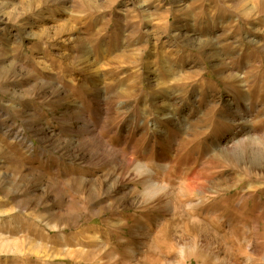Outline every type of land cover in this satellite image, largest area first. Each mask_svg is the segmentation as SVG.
Listing matches in <instances>:
<instances>
[{"label":"rangeland","instance_id":"1","mask_svg":"<svg viewBox=\"0 0 264 264\" xmlns=\"http://www.w3.org/2000/svg\"><path fill=\"white\" fill-rule=\"evenodd\" d=\"M178 263L264 264V0H0V264Z\"/></svg>","mask_w":264,"mask_h":264},{"label":"bare ground","instance_id":"2","mask_svg":"<svg viewBox=\"0 0 264 264\" xmlns=\"http://www.w3.org/2000/svg\"><path fill=\"white\" fill-rule=\"evenodd\" d=\"M88 54V53H87ZM93 65V64H92ZM89 69V68H88ZM91 70V69H90ZM93 71V70H92ZM93 73V72H92ZM84 126V125H83ZM85 127L86 130L88 131H93L94 130V124L90 121H86L85 122ZM86 131V133H87ZM100 150L106 151L107 150L104 148V146H98ZM95 150V149H94ZM92 151V150H90ZM102 151V152H103ZM93 152V151H92ZM89 153V152H88ZM96 153V152H95ZM98 153V152H97ZM90 154V153H89ZM106 154V153H105ZM110 157L109 159H107L108 161L110 160L111 163L115 164L117 167H121L124 166V163H126L124 161V159H118V156L116 154H113L112 152L109 153ZM92 155V153H91ZM99 156H102V158L106 157L103 156L102 153L99 154ZM94 157V156H93ZM97 157V156H96ZM121 161V162H120ZM134 173H132V179H135L138 183L142 184L145 193L147 194V196L149 197H154L156 196L161 190H162V185L159 184V182L157 181V179L154 178V176H152L150 174L149 171H147L143 166L141 165H134ZM131 172V171H130ZM129 173V172H128ZM182 255V253H181ZM183 256V255H182ZM179 264V263H178Z\"/></svg>","mask_w":264,"mask_h":264}]
</instances>
